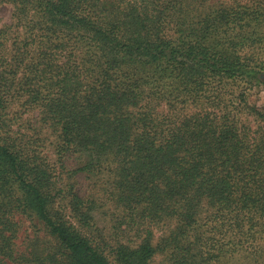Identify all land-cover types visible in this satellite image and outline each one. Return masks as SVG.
<instances>
[{
    "label": "trees",
    "instance_id": "16d2710c",
    "mask_svg": "<svg viewBox=\"0 0 264 264\" xmlns=\"http://www.w3.org/2000/svg\"><path fill=\"white\" fill-rule=\"evenodd\" d=\"M123 1L11 0L8 77L0 76V264H112L89 231L87 200L69 191L67 211L53 209L54 169L3 116L15 101L38 109L56 134L60 165L75 156L74 173L108 168L133 220L164 215L184 235L207 211L219 219L215 232H264V127L253 129L248 117L262 113L245 98L264 65L244 52L262 11L187 20L170 4ZM27 212L54 239L51 249L18 248L15 216ZM208 238L195 234L189 245L200 251ZM111 253L117 264H147L154 248L144 239Z\"/></svg>",
    "mask_w": 264,
    "mask_h": 264
},
{
    "label": "rangeland",
    "instance_id": "374dc122",
    "mask_svg": "<svg viewBox=\"0 0 264 264\" xmlns=\"http://www.w3.org/2000/svg\"><path fill=\"white\" fill-rule=\"evenodd\" d=\"M162 6L171 5L170 14L178 18L200 19L211 16L217 9L259 8L262 13L257 21L247 27V36L251 40L245 44L244 52L252 53L257 63L264 65V0H155ZM128 0L123 1L126 5ZM175 7V10L172 9ZM13 4L11 0H0V76L8 77V24L13 20ZM81 50L76 52V57H83ZM259 81L248 89L245 95L249 105L262 113V116H250L248 121L253 129L257 125L264 127V69L258 74ZM261 81V82H260ZM240 81L238 80L237 83ZM235 88V85H232ZM8 123V116L15 124L30 136L34 146L45 155L54 169L56 188L60 193L55 198L53 209L67 211L69 191L77 192L88 201L91 207L90 233L99 243H102L106 251L111 255L112 264L113 249L119 244L136 247L144 239L152 245L154 253L147 264H264V232L251 237L249 233L237 234L233 231L221 232L216 230V221L207 211L201 212L198 222L193 224L186 234L176 233V221L173 218L155 217L147 218L146 212L130 217V213L116 199V189L110 171L102 166L99 171L74 173L72 168L79 163L75 156H69L60 165L55 146L56 134L42 122L38 109H28L21 102H13L6 105L3 112ZM79 165V164H78ZM17 238L19 249H34L38 244L39 249H51L55 241L46 231L42 223L31 213H19L16 216ZM247 228V227H246ZM216 233L213 235V233ZM202 238L209 237L207 246L202 250L193 248L189 242L194 235ZM248 235V236H247ZM183 251V254L179 251ZM210 253L207 255L206 253ZM183 255V256H179Z\"/></svg>",
    "mask_w": 264,
    "mask_h": 264
}]
</instances>
